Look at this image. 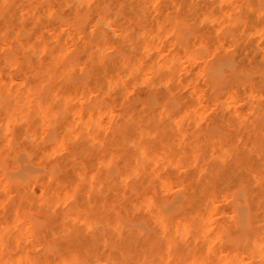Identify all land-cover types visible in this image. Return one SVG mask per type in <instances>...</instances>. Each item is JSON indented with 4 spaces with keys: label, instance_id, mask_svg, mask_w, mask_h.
Segmentation results:
<instances>
[{
    "label": "bare ground",
    "instance_id": "obj_1",
    "mask_svg": "<svg viewBox=\"0 0 264 264\" xmlns=\"http://www.w3.org/2000/svg\"><path fill=\"white\" fill-rule=\"evenodd\" d=\"M13 1L15 0H0V30L4 29L1 33L3 35H5L7 29V33L10 31L9 28L13 24L12 20L15 15ZM92 1L76 0L75 2L83 5L86 3L90 4ZM202 1L207 2L208 0ZM218 1L219 5L225 3V0ZM44 2L50 3V6L54 9L55 3L53 0H44ZM157 2L158 0H118L115 8L110 10L108 6V10L105 8L107 6H105L95 16H91V11L94 9H90V15H87L88 12L85 14L86 18L82 19L79 16L80 18H77L76 21H71L72 23L75 21L73 24H76L74 25L75 28L72 29L67 22L69 19L58 20L59 17L55 15L57 12L52 9L58 21H66L65 24L70 29L69 31L72 32V34H69L66 30L67 27L65 28L69 36L73 37V32L77 30L78 36L83 37L82 39H85L84 41L87 44L86 40L88 38L86 39L83 34L88 28L100 30V33L94 31L93 38L91 37V40H88L90 44L94 43L91 46L78 47L79 43L71 39V42L76 43H74L76 46H73L71 42L66 43L65 40L67 46H62L55 54H51V57L53 56L52 59L49 63H44L43 65H39L37 62L46 61L47 54L52 53L55 49L53 48L49 52L45 45L40 51V57L37 59L34 55L35 53H33L35 48L31 52L32 47L22 40L21 37L25 36L21 33L22 31L15 36V40L18 43L16 44L17 46L11 45L12 41L0 44V51H5L4 65L10 71L7 75L0 68V71L2 70L0 72V117H2L0 119V133H4V135L6 133L7 136V133H16L14 131L15 128L21 127H25L24 132L27 134L37 133L35 119H39L43 126L46 125L48 127L53 126L57 122V124L59 122L63 123L62 127L64 130L62 133H69L73 138L77 137L79 133H99L101 129L103 132L105 130L104 134L107 131V135L111 136L105 143L103 141L108 136L104 137L103 141L97 140V143L98 141L101 142H99L101 145L98 151L100 156L91 159L93 161L90 163V159L87 162V160L76 156L77 153L73 151V155L68 156L66 162L61 165L52 163L49 167H46L43 164L41 166L45 169L43 173H41L42 171L37 172L38 170L29 168L25 164L27 162H25V165L23 163L19 164V169H13L15 173L10 174L8 172L11 170L7 171L6 165L3 164L6 157H4L5 159L0 157V169L5 166L2 169L4 174L0 175V192H4L6 195L5 199L0 201V204L6 207L4 214L0 217V264H81L80 262L76 263L75 260L81 259L85 255L87 256L95 247L102 246V244L104 246L107 245L105 244V239L109 243H111L110 239H116V248L124 244L128 252L132 251L133 255L131 258L127 255L120 256L118 254L114 255L115 258L111 257L112 255L110 256L111 258H108L109 254L105 258L97 256L99 258L96 259L95 257V261L100 262V264H114L115 262L118 264H264V144L259 147L253 142L251 144L248 143L251 137L258 136L260 133L264 135V122L258 123V120H256L253 123L249 115L236 111L238 120L233 125L238 129V134H241L238 144L227 147L220 140L213 138V142L208 145L207 158L202 159L203 157L197 153L199 150L198 144L189 141L177 125H175V130L169 129V133L176 137L174 142L165 141L164 139L157 142L158 136L156 133H166L163 125L172 113L164 104L162 105L164 108L150 110L158 124L148 128L140 125L142 119L139 120L135 116L136 109L133 101L129 102V105L120 102L119 107L118 105L116 107L113 106L112 102L99 103L98 109L95 106V108L84 107V110L80 109L74 113L77 116L72 113L73 117L76 116L74 119L72 118V121L68 120L67 115L74 108L72 102L82 100L81 103L79 102L81 105L85 101V90L88 87L92 90L95 89L97 92H99V89L106 94L113 93L119 101L123 99L129 100L133 93L131 81L137 79V77L143 79L147 84V81L154 84L151 80L155 79L158 84H164L165 86L169 83L171 74L175 73V69L182 71L184 70V65L192 62L197 65V61L201 60V58L202 60L208 59V55L212 56L219 50L218 48L217 50L213 49L209 54L205 51L208 57L205 58L203 53L201 57L203 50L200 49H202V45H200L201 47L199 46L200 48L197 47L198 44L205 41L201 34H195L189 40L191 42L190 45H180L182 48L179 46L178 50H174L180 39L182 41L186 38L177 29L185 19L190 24L193 19H201L203 25L207 27L211 25L215 27L216 21L219 25L224 20L226 22L225 18L227 15L226 13L224 15L221 14L219 7L216 11L218 15L216 19L220 21L215 20L214 16L210 14L211 12L209 14L203 13L202 16L192 5L187 7L185 18H178L179 11L176 10V14H171L172 17L175 15L173 18H170V15H166L161 19H154L147 26L144 20H146L148 10L151 7H155ZM226 2L229 3V0H226ZM263 2L261 1L259 6ZM178 3L180 4L181 1ZM66 5L69 6V3ZM126 5L129 9H127ZM238 6L244 5L238 4ZM175 7L178 8L177 6ZM158 8H156L158 12L155 10V13H160ZM37 9L33 10L37 11ZM124 9L129 11L124 13ZM260 9L262 14V7ZM241 10L240 7L238 9L239 13ZM47 11H49L48 16L51 15V9ZM244 15L246 14L244 13ZM228 16L230 17L228 18ZM228 16L229 21L226 23L227 25L225 22L224 24L227 27L231 25V27L242 33L240 39L246 41L247 35L243 36V34L252 35L255 32L246 22L247 19L243 22L244 19L235 17L236 15L229 14ZM59 25L64 26L62 23ZM259 26L256 31H264V22ZM45 29L47 30V28ZM22 30L25 29L23 28ZM55 30L53 29L52 31ZM218 30L221 29H217V32H219ZM226 31H229V29ZM96 32L100 34L97 41L96 37H94L97 34ZM230 32H232L234 38L230 35ZM110 33H113L114 40L109 42L110 38L107 42L104 39V34L107 36ZM224 35L232 38L229 46L235 45L234 47H238L241 45L236 41L238 37L235 38L236 35H234L232 30L227 34L224 33ZM53 37L55 39V36ZM36 38L38 39L39 37ZM162 38H165V42L170 43L171 48L168 46L169 50L174 49L169 57H167L168 54L165 57H162L163 55L159 57L161 51L158 52V58L160 59L157 60L153 57V51L162 49ZM39 39L41 42L43 41L41 37ZM61 40L59 39L58 42ZM257 41L259 42L260 40ZM70 43L72 48L68 46ZM183 44L186 45L188 43ZM221 44H223L222 41ZM195 46L197 49L199 48L198 51L200 50V53H196L197 51L194 50ZM227 46H225L226 48L222 46V48L224 50H228L227 48L232 49V47ZM260 47L263 48V46ZM73 50H78V53L84 59L80 63L82 64L80 72L85 71L88 74L86 75L87 79H84L82 74L79 79L74 78V74H71L74 65H70L68 61L72 58V52H75ZM135 51L141 53L139 57L134 56L133 52ZM6 52L10 54L8 55L7 53L8 56H6ZM232 53L234 55L235 50H232ZM143 54L150 63L148 67L145 66L146 64L142 60ZM75 57H73L74 62L77 60V57ZM67 58H69L68 61ZM231 61L225 60L221 62L220 60V62L217 61L210 66L208 65L207 69L200 70V73L198 71V75L204 76H202L204 78L202 82L204 80V84L207 83L212 86H216L213 85L215 82L223 86L231 85L232 83L227 85L226 83L219 84V80L225 75L237 74L238 77L230 87L232 90H229L227 95L219 96L215 101H219V104L222 107L225 106V108L226 106L230 108L229 105L235 108V104H243L242 101L245 99L256 102L258 105H264V89L257 88L256 90L253 87L255 83H260L264 87V66L244 70L240 64L233 63V60ZM205 64L207 66V62ZM23 67L26 69V74H30V78L27 77L25 80L16 77V72H20L19 70ZM164 73L168 74V78L159 79V76L164 77ZM22 76L26 78L24 75ZM83 79L84 81L81 82ZM145 82L142 85H145ZM136 83L137 81L133 82V84ZM86 84L89 86L85 87ZM223 86L220 89H224ZM146 87L148 86L146 85ZM126 89L127 92L124 93L125 91L123 90ZM220 92L221 94L225 93L222 90ZM152 99L157 102L155 96ZM152 101V107H156L157 104L152 103ZM211 102L214 103L213 101ZM200 103L202 106L205 105V103ZM101 104L104 105L102 106ZM191 105L189 104V106ZM136 107H144V102L139 103ZM192 110L193 108L188 110L187 107L182 112H176L180 116L177 121L183 122L186 120L184 122L186 123L189 119L186 116L190 115ZM248 112H254L255 114L253 110ZM199 116L200 113L196 117ZM255 119H257V116ZM149 128L153 129L149 130ZM18 131L21 132L20 130ZM45 132L46 130L44 129L43 133ZM120 133H132L133 135L130 136L133 138L124 137L119 142H116L115 137L119 136ZM40 134H42L41 131ZM235 134L238 135L237 133ZM150 136H155L156 139L154 138V141H152ZM87 140H92V138ZM94 140L96 141V139ZM8 143L7 146H9ZM46 143L48 144V142ZM117 143L120 144L121 155L116 154L117 152L112 150ZM36 146L31 151L32 153L30 152V155H36L40 148L38 144ZM13 147L14 145L12 144V151ZM68 149L67 142L62 143L61 141L52 140L47 145L46 152L43 153H45L46 157H49L51 154L57 155L58 152L67 154ZM176 151L184 154L187 159L186 165L183 161L185 158L182 156L176 159L174 155L177 154L175 153ZM27 156L30 158L29 154ZM254 157L255 159H253ZM17 159L15 160L19 163L21 161L20 157L19 160ZM82 160L86 161V163L82 162ZM43 161L45 159L41 160L42 163ZM121 163L123 165L117 168V164ZM188 168L191 169V172L187 174L185 181H182L181 177L179 182L173 183L163 175L168 169L186 172ZM101 177L108 183L117 184L116 188H113L114 190H121V192L117 191L116 193V205L112 206V204H109L110 206L106 210H104V205L108 204H99L101 199L92 196V193H100L104 189L101 188L102 190H99L98 185L101 181L99 178ZM68 178L71 186L65 190L63 187L66 183L64 186L62 185ZM134 182L138 183L137 193H135V189L129 190V183L133 184ZM101 183L103 185V182ZM132 184H130L131 188H133ZM34 187H38L39 190L35 191ZM173 187H176L181 194L183 193L181 195L178 191L183 197L178 198L177 201L176 199L174 201L170 200L173 203H167L169 199L165 198H168L169 191L171 193V191L175 190L172 189ZM178 192L176 191V194ZM158 197L164 198L166 201L164 199L159 200ZM223 201H226L225 203L227 201L233 202L232 208L228 212L225 211L227 214L217 206L222 204L221 202ZM78 207H81L82 210L84 209L83 212L86 210L87 212L85 213L88 214L83 215L78 212ZM22 210L24 211L23 213L20 212ZM25 211L36 215L37 221H44L45 224L40 227L35 225L34 227L32 223L34 221L33 215H28L32 218H24L23 214L26 213ZM132 212L141 213L144 220L137 222L133 226L130 223L128 226L126 224L130 221L126 223L121 214ZM222 213H225V216L229 215L232 219L229 223L230 226L225 230L219 225L218 227L215 220V216L218 214V216H221ZM31 223L33 224V229L29 231ZM28 225H30L29 229L27 228ZM230 229L232 231L236 230L238 233L243 232L246 236L244 238L234 237V234H231L232 232L228 234ZM39 233L44 235L47 242H45L44 238H42L43 240L40 238V241L36 237ZM35 237L39 242H36ZM55 241H57L56 245L52 243ZM27 243H29L27 246L28 250L25 251L21 246ZM108 248L114 250V243ZM187 252H191L193 257L189 256L187 260H184L182 256ZM217 254L221 255L217 258L218 260H216Z\"/></svg>",
    "mask_w": 264,
    "mask_h": 264
},
{
    "label": "rangeland",
    "instance_id": "obj_2",
    "mask_svg": "<svg viewBox=\"0 0 264 264\" xmlns=\"http://www.w3.org/2000/svg\"><path fill=\"white\" fill-rule=\"evenodd\" d=\"M45 1H47V0H45ZM67 1L66 0H53V2L55 3V5L52 3L54 5V9L52 8V6H50V3L44 2V0H15V1H13V4L15 6V15H14L13 20H12L13 24L9 28L10 31L8 33H7L8 29L5 31V35L1 34L4 31V29L0 30V38H1L0 44L3 42L9 43L11 41H12V44L10 43L11 45L18 44L17 41L15 40V36L17 34H19L20 31H22L21 33H23L26 36L25 37L23 35L24 37H21L22 40L26 44H29L32 47L31 52H33V50L35 48L33 53H35L34 55L36 56L37 59L40 57V54H41L40 51H41V49H43L45 47V45L47 46L49 52L54 48L55 50H53L52 53H48V51H47L48 54H47L46 61H44L42 63L37 62L39 65L40 64L43 65L44 63H49V61L53 57V56L51 57V54L52 55L55 54V52H57L60 49V47L65 46V45L67 46L66 43L71 42V39L76 41V43H79V45H77L78 47L93 45L94 43L90 44V42L88 40H91V37L95 34L94 31H98V30H94L92 28L93 29V31H92L91 27H90L91 30L88 28V30L83 34L86 37V39L88 38V40H86V42H87V44H86L84 41L85 39H82L83 37H79L78 36L79 34L77 33V30H75V29H74L75 33L73 32L74 35H72L73 37L69 36V34H72V32L69 31L70 29L65 24L66 21L63 22V21H58V20L69 19V21H67V22L70 25L69 27L72 29V28H75L74 25H76V24H73V23H75L77 18L78 19L80 17H82V19L86 18V15H85L86 12H88L87 15H90V13H89L90 9H94L91 11L92 12L91 16H95L105 6H107L105 8L108 10H109L108 6L110 7V10L115 8L116 2L118 0H93L90 4L86 3L88 6L86 4L80 5V4L75 2L76 0H67ZM179 1H181L180 4L178 3ZM182 1L183 0H158L157 5L155 7H151L148 10V13H150V14L147 13V17H146V20H144V23H147L146 25L148 26L150 24V22L153 21L154 19H161L162 17H164L166 15H170V18H173L175 15H173V17H172L171 14H176V10L179 11L178 12L179 14L177 15L178 18H185V16H186L185 12L187 10V7L192 6V5H193L192 7L195 8L196 11H198L202 16H203V13L209 14L211 12L210 14H212V16H214L215 20L220 21L219 19H216L218 17L216 11L218 10V7H219L220 13L223 15L225 13L227 16L229 14L230 15H236L235 17L243 18L244 19L243 22L246 21V19H247L246 22L249 24L251 29L255 30V32H253L252 35L251 34L250 35L249 34H243V36L247 35V37L245 38L246 41L244 39H240L242 33H240L237 29H234L233 27H231L230 24L232 21L230 22L229 27L226 26L227 25L226 23H228V21H229L228 18L230 16H228V18L226 16V18H225L226 22L224 20L226 25L224 24V22H220V25H219V24H217V21H216L215 27L213 25H211L209 27L203 25L201 19H199V20L196 19L197 21L195 19H193L192 21H190L191 24L189 22H187V20L185 19L183 22L184 26L182 23L179 25V27L177 29H179V32L181 33V35H183L186 38L183 39L182 41L180 39V42H178V45H176V46L174 45L175 47L173 46L175 49L172 48L170 50L168 49V46L169 47L171 46V45H169L170 43L165 42V38L164 39L162 38L163 39L161 42L162 49L160 48L159 51L154 50L153 51V57L156 58L157 60H159L160 58H158L157 53L160 51H161L160 52L161 54L159 57H161L162 55H163L162 57H165L167 54H168L167 57H169V55H171L173 53V49L178 50L180 45L181 46L190 45L191 42L189 40H191L195 36V34L196 35H198V34L203 35L204 40H205L204 42L197 45V47L202 45V49H200V50H203V51L201 52V55L200 54L199 55L202 57V53L205 54L206 52H208V54H209L211 52V50H213V49L217 50V48H218L219 50H217V51L215 50L216 52L214 53V55H212V54H211L212 56L208 55L209 57L206 56L207 54H205V56L203 55L205 58L208 57V59L202 60V58H201V60H199L200 62L197 61L198 64L200 63V65L194 64L195 62H192L194 65L192 63H187V64L185 63L186 65L183 64L185 66V67H183L184 70L178 71V69H175L174 70L175 73L171 74V78L169 77L170 80L168 81L169 83L165 86H164V84L163 85L160 83L158 84V81L155 79L151 80L152 82H154V84H151L150 81H147L148 82V84H147L143 79H141L140 77H137L138 80L134 79L131 81V85L133 86L132 87L133 93H132V96L129 100L123 99V100L119 101V99H116V97L113 93H107L106 94L103 90L101 91L98 89V91L100 92V94H99V92H97L95 89L92 90V89H90V87H88L85 90V96H84L85 101L83 102L84 104L82 103L80 105L82 100H75V102H72V106H74V108L71 109L70 113L67 115L68 120L72 121L77 116L74 113H76V111H79L80 109L84 110V107H86V108L92 107L93 108L95 106L96 109H98L97 106H99V103H102V102L103 103H105V102L111 103L112 102L113 106L116 107V105H118V107H119L120 102H122L123 104L124 103L128 104L129 102L133 101V105L136 109L135 110V112H136L135 116L138 117L139 120L142 119V121L140 122V125H142L144 128H148L150 126L151 127L157 126V124H158L156 119H155V116L150 112V110H153L156 108H164V106H162L164 104L167 106L166 107L167 109L169 108L170 111H172V113L169 115L170 118L165 120L164 125H163L164 131L166 133H156L158 136V141L157 140L156 141L159 142L161 139H164L165 141L174 142L176 137L172 133H169V129L171 128V129L175 130V125H177L180 128V130L183 132L184 136L187 137L189 141H193V142H196L198 144L199 150L197 151V153L200 154L201 157H203L202 159L207 158L208 145L213 142V138L220 140L227 147L234 145V144H238L237 142H238L239 138H241V136H240L241 134H238L239 133L238 129L236 128L235 125H233V123H235V121L238 120V118L236 117L237 116L236 111L249 115V118H251V121L253 123L256 122V120H258V123L264 122V105H258V103H256V102L245 99L244 101H242L243 104L242 103H238L240 105L235 104V108L232 105H229L230 108L227 106L225 108V106L222 107L219 104V101H215V99L218 98L219 96L227 95V92L229 90H232V89H230V87H231V85L234 84L233 82L238 77L237 74H234V75L228 74V75H225V77H223L224 76L223 75L222 76L223 78L221 80H219V84H225L226 83V85H227V84L232 83L231 85H228V86L218 85L217 82H215L213 84L216 86H212L210 84L208 85L207 83L204 84V80L202 82V79H204V78H202L203 75H201V76L198 75V71L200 73L204 69H207L208 65L210 66L217 61L220 62V60H221V62H224L225 60L232 62L231 60H233V63L240 64L244 68V70H251V69H255L257 67L264 66V57H263L264 56L263 55L264 54V31L263 30H257L256 31V29L260 27L259 25L264 22V19H262V18H264V2L262 4H260V6H259V3L261 1H264V0H229V3L226 2V0H225L224 1L225 3H222L221 5L218 4V2H219L218 0H214V2H213V0H208L207 2H204L202 0H184L183 3H182ZM65 2H67V3H65ZM211 2H212V4H211ZM68 3H69V6L66 5ZM231 3H233V4H231ZM234 3H236V4H234ZM237 3L239 5H242V4L244 5V6H240L242 9L240 13L238 11V9H240V7L238 6ZM126 4H128V3H126ZM175 6H177L178 8H176ZM34 7L38 8L39 10L37 9V11H34L33 10V9H35ZM157 7H159L158 9H159L160 13H157L158 12L156 10ZM260 7H262V9H263L262 14H261L262 11H261ZM234 8H235V11H234ZM50 9H51V12H50L51 15H49L50 16L49 17L48 16L49 11H47V10H50ZM52 9L55 12H57V14H55V15H57L59 17V19L55 18ZM127 9H129L128 6H127ZM22 10H24L25 12ZM155 10L157 11L156 13L154 12ZM103 11H104V9H103ZM128 11L129 10L124 9V13H127ZM254 11H256V12H254ZM244 13L246 15H244ZM256 13H259V14H256ZM182 14H184V15H182ZM88 17H90V16H88ZM231 19H232V17H231ZM73 20H75V21L72 23L71 21H73ZM252 22H253V24H252ZM61 23L64 24L65 27L59 25ZM252 25H254V26H252ZM222 26H223V28H222ZM62 27H64V29H62ZM66 27H67L66 30L69 32V34L65 30ZM23 28L25 30H22ZM45 28H47V30L50 29L51 31L49 30L50 31L49 32ZM52 28L56 29V30L52 31L53 30ZM35 29H36V31H35ZM217 29H221V30H218L219 32H217ZM227 29H229V31H231V30L233 31L234 35H236L235 38L238 37V39L236 41L239 42L241 45H239L238 47H234L235 45L229 46L230 42L232 41L231 36L233 37V34H232V32H230L231 36L224 35V33H226V34L229 33V31H226ZM98 32H96L97 34L94 36V37H96V41H97L98 37L100 36V34H99L100 32L99 33ZM53 33H55V35H53ZM51 34H52V36H51ZM5 36H7V37L4 38ZM53 36H55V39H57V40H55ZM56 36H57V38H56ZM104 36H105L104 39L107 42L110 38H111V40H109V42L114 40L113 33L107 34V36H106V34H104ZM36 37H39V38L41 37V40H43V41L41 42L40 39L39 38L37 39ZM221 37H225V38H221ZM58 38L62 39V40L60 42H58V40H59ZM79 38H80V40H79ZM4 39H5V41H4ZM65 40H66V43H65ZM218 40H220V41H218ZM257 40H260V41L258 42ZM177 41H179V40H177ZM221 41L223 44H221ZM91 42H93V41H91ZM71 43L73 46H76L75 42L72 41ZM71 43L68 44V46H70L72 48ZM183 43H185V44L188 43V44L184 45ZM257 44H258V46H257ZM221 45L223 47L228 45L229 47H232V49L227 48L228 50H226V49L224 50V48H222ZM181 46H180V48H182ZM215 46H216V48H215ZM260 46H263V48ZM197 47L195 46L194 50L197 51L196 53L198 54V53H200L199 52L200 50L198 51V49L201 46L198 49H197ZM260 49H261V51H260ZM232 50L233 51L235 50L234 55L232 53ZM73 51H75V52H72L73 53L71 55L72 58L71 59L67 58V61L69 59L68 63H70V65H74L73 70L71 71V74H74V78H78V79L82 74L84 79L85 78L87 79L86 75H88V74H86L85 71H83L85 74L83 72H80V67H82V64H80V63H82V61L84 59L81 56V54L78 53L79 52L78 50L77 51L73 50ZM45 52H46V50H45ZM7 53H8V55L10 54L9 52H6V56H8ZM11 53H12V51H11ZM133 53L135 54V55L133 54L135 57H139V55L141 54L139 51H135ZM74 56L77 57L76 62H74V59H73ZM228 57L233 58V59L230 60V58H228ZM4 58H5V51L2 50V52L0 51V68H2V70H4V73H7V75H8V73L10 71H9L8 67L6 65H4ZM142 60L145 62L146 67H148L150 65L149 61L147 60V57L144 54L142 56ZM206 62H207V66H205ZM183 65H181V66H183ZM197 67L199 68L198 70H197ZM176 68H179V67H176ZM181 69H179V70H181ZM19 71L20 72H16L17 73L16 77H18V78L20 77V78L25 80V79H27V77L30 76V74H26V69L24 67ZM22 75H24V77H26V78H23ZM72 77H73V75H72ZM161 78L167 79L168 74L164 73V77L159 76V79H161ZM84 79L81 82H83ZM73 81H74V79H73ZM136 81H137V83L133 84V82H136ZM143 81L146 83L145 85H142V83L144 84ZM146 85L148 87H146ZM86 86H89V85L86 84L85 87ZM222 86L224 87V89L223 88L220 89ZM253 87L256 90H257V88H260L261 90L264 89L263 85L260 83H255L253 85ZM89 89H90V92H89ZM260 89H258V90H260ZM220 90L225 91V93L221 94ZM123 91H125L124 93H126L127 89L123 90ZM218 93H220V94H218ZM37 95H39V94H37ZM154 96H155V99L159 103L160 106L153 99H152L153 101L151 100V98H154ZM151 101L154 104L156 103L158 106L156 105V107H152ZM211 101H213L215 104L212 103ZM134 102H136V103H134ZM142 102H144V107H136L139 103H142ZM200 102L205 103V105L207 103V105L202 106V104ZM250 103H252V104H250ZM189 104H192V105L189 106ZM101 105L103 106L104 104H101ZM241 105H244V106L241 107ZM72 106H71V108H72ZM173 107H176V108H173ZM187 107H188V110L193 108V110L191 111L192 114L190 113V115L186 116L189 118L187 120V122L184 123L186 120L183 122L177 121L180 116H178L176 114V112H178V111L182 112ZM227 108H229V109H227ZM89 110L92 111L91 109H89ZM252 110L255 111V114H254V112L253 113L248 112V111L252 112ZM72 113L76 116L73 117ZM193 113H195V114H193ZM199 113H200V116L196 117ZM256 116H257V119H255ZM175 118H177V119H175ZM0 119H2V117H0ZM40 122H41V120L35 119V129L37 130V133L27 134L24 132L25 127L15 128L14 131H16V133H13V134L7 133L8 134L7 136H6V133H5V135H4V133L3 134L0 133V149H2L0 151V157H3V158L6 157V159L4 158L5 159L4 163H3V161H2V163L6 165L7 171L8 170L13 171V172L9 171L8 173H10V174L15 173L13 169H17V168L19 169L18 165L21 163H23V165L26 164L29 168H31L33 170H36V171L38 170L37 172L42 171L41 173H43V171L45 170L43 167H41L43 164H45L46 167H49L52 163H54L56 165H59V164L61 165V164L66 162V160L68 159V156L73 155V153H72L73 151L77 153L76 156H79L81 159L87 160V162L90 159V161H89V163H90L91 161H93L91 159H93L94 157L100 156V155H98V151H99L100 145H101L100 141H103L104 137L108 136L107 135L108 132L106 131V134H104L105 130L103 129L104 130V132H103V131H101L102 130L101 129L99 131V133H79V135H77V137L73 138L72 135H70L69 133H62V131L64 129L62 127L63 123H61V122H59V124H57L58 123L57 122L56 124H54L53 126H50V127H48L46 125L43 126V123L42 122L40 123ZM182 123H184V124H182ZM46 127H47V129H46ZM153 128H155V127H153ZM44 129L46 130L47 133L46 132L43 133ZM152 129L149 128V130H152ZM17 130H20L21 132H19V131L17 132ZM40 131L42 132V134H40ZM229 131H231V132H229ZM218 132H220V134H218ZM235 133H237L238 135H236ZM87 134L89 135V137ZM41 135H43V136H41ZM130 135H133V134L132 133H120L119 136L115 137V140H116V142L117 141L119 142L120 140H122L121 138H124V137L132 139L133 137ZM155 136H153V137L150 136V139L152 141H154V138L156 139ZM226 136H227V138H226ZM109 137H111V136L109 135L106 138V140L104 139L103 143H105L109 139ZM90 138H92V140L88 141L87 139H90ZM94 139H96V141ZM52 140H56L57 142L61 141L62 143L67 142L69 149L70 148H72V149L71 150L68 149L67 154L62 153V152L61 153L58 152L57 155L51 154L49 156L50 158L46 157L45 153H43V152H46L47 145H49ZM97 140H100V141H98V143H97ZM41 141H42V143H41ZM46 142H48V144ZM252 142L255 145H258L259 147H262V145L264 144V135H262V133H260L258 136L251 137V139L248 141V143L251 144ZM7 143L9 146H7ZM12 144L15 147V149L13 147V151L11 150ZM36 144H38V146L40 147L38 149V152L34 156L32 154L30 155V152L35 147H37ZM112 150L117 152L116 154H118V155L122 154L120 151V144L119 143H117L115 145V147L112 148ZM27 152H29V153H27ZM175 153H177V154H174L176 159H179L180 156L185 158V160H183V161L185 162V165H186L187 159L184 156V154L181 153L180 151H176ZM27 154H29L30 158H28V156L26 157ZM21 156L23 157L24 162L22 161ZM19 157H20V160L22 162L20 161L18 163V161H16L15 159L18 158L17 160H19ZM42 159H45V161H43V163L41 162ZM253 159H255V157ZM84 160H82V162L86 163V161H84ZM0 161H1V159H0ZM25 162H27L28 164ZM89 163H87V164H89ZM181 164L184 165L182 162H181ZM122 165H123L122 163L117 164V168H119ZM4 168H5V166H4ZM4 168H2V169H4ZM2 169H0V175L1 176H2V174H4V172H3L4 170H2ZM189 172H191L190 168H188L186 170V172H182L181 170L176 171L174 169H168L163 173V175L166 178H168L171 182L177 183V182H179V179H181V177H182L181 180L185 181L187 174ZM5 176L7 177V175H5ZM176 179H178V180H176ZM99 180H101L99 182V185H98L99 190L101 191L102 190L101 188H104V189L100 193H98V192L92 193V196L94 198L96 197V198L101 199L99 204H102V205H104V203L108 204V205H104L105 206L104 210H106V208L110 206L109 204H112V206L116 205V201H115L116 193H117V191L121 192V190L120 189L114 190L113 188L114 187L116 188L117 184L115 185L114 183H108L105 180H103L102 177L99 178ZM101 182H103L104 186L101 185L102 184ZM104 182H105L106 186H105ZM65 183H66V185H65L66 188L64 186ZM67 183H68V185H67ZM134 183L133 184L129 183V190L132 191L135 189V191H136L135 193H137L138 183L137 182H134ZM130 184H132L133 188H131ZM62 186H64L63 189H65V190H67L71 186V182H70L69 178L67 179V181L65 180L63 182ZM34 189H35V191L39 190L38 187H34ZM172 189H175V190L171 191V193L169 191L168 198H165V199H169V200H167V203H173L170 200L174 201L176 199V201H177L178 198L183 197V196H181V195H183V193L181 194V192L176 187L175 188L173 187ZM176 191L177 192L179 191L181 195L179 194V192L176 194ZM138 193H139V191H138ZM5 196L6 195L4 192H0V201L5 199ZM107 196L109 197L108 199H107ZM158 199L163 200L164 198L158 197ZM113 201H115V202H113ZM225 202L226 201H223V202H221L222 204H218L217 206H218V208L220 207V210H223L224 212L225 211L228 212L232 208L233 202H229V201H227V203H225ZM236 202H238V201L236 200ZM236 205H237V203H236ZM5 210H6V207L4 205L0 204V217L4 214ZM78 210H79L78 212H80L83 215L88 214V213H85V212H87L86 210H85V212H83L84 209L82 210L81 207L80 208L78 207ZM20 212L23 213L24 211L22 210ZM225 213H222V215L220 214L221 216H218L219 215L218 214L217 215L218 217L215 216L217 226L218 225L221 226L222 228H224V230L227 229L228 226H230L229 223L232 221V219L230 218L229 215L225 216ZM19 214L21 215V213H19ZM28 215L30 216L33 214H29L26 212L23 214V217L24 218L27 217V219L33 217L34 221L32 223L34 224V227H35V225L37 227H40L42 224L43 225L45 224L44 221H42V222L37 221L36 215H33L32 217H29ZM121 216L123 217L124 220H126V223H128L127 221H130L128 224H126L128 226L130 223L133 226L137 222L144 220V219H142V215L139 212H132V213H126V214L122 213ZM33 224L31 225V228L29 227L30 225H28L27 228L28 229L30 228L29 231H31L33 229L32 228ZM231 229L229 230L228 234H230L232 232L231 234H234V237L237 236V237H243L244 238L246 236V235H244L243 232L238 233V232H236V230L232 231L233 229L232 230ZM230 236H232V235H230ZM36 237H38L39 240H40V238H41V240H43L42 238H44V235L39 233V235H37ZM36 237H35V240H36ZM44 240H45V238H44ZM46 240H45V242H47ZM110 241H111V243H109L108 240L105 239V244H107V245L104 246L102 244V246L95 247L92 252L87 254L88 257L85 255L81 259H76L75 260L76 263L80 262L81 264H100V262L98 263L95 260L98 259L100 256H103L104 258L108 257L107 254H109L108 258H111V257L115 258L114 257L115 254H118L120 256L127 255L129 258L132 257V255H133L132 251H130L131 253L128 252V250L125 248L124 244L123 245L121 244L120 246H118L119 248H116L117 247L115 245L116 239H110ZM36 242H39V241L36 240ZM42 242H44V241H42ZM56 242L57 241L52 242V243H54V245H56L55 244ZM113 243H114L115 249L111 250L110 248H108V246L112 245ZM28 245H29V243L22 244L21 248L23 250L27 251ZM129 254H130V256H129ZM97 256H99V257H97ZM189 256L193 257V256H191V252L184 253V255L182 257L184 258V260H187V258ZM220 256H221L220 254H217L216 260H218L217 258ZM95 257H96V259H95ZM114 264H118V263L115 262Z\"/></svg>",
    "mask_w": 264,
    "mask_h": 264
}]
</instances>
